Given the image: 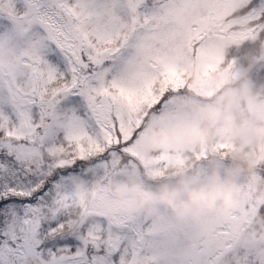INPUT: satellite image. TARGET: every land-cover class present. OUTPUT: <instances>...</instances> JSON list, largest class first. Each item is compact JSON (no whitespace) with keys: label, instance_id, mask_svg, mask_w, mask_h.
I'll use <instances>...</instances> for the list:
<instances>
[{"label":"snow or ice","instance_id":"obj_1","mask_svg":"<svg viewBox=\"0 0 264 264\" xmlns=\"http://www.w3.org/2000/svg\"><path fill=\"white\" fill-rule=\"evenodd\" d=\"M255 41L264 0H0V264H264V161L226 214L105 211L126 176L228 163V143L179 132L143 145L199 127L195 103L231 77L226 50Z\"/></svg>","mask_w":264,"mask_h":264},{"label":"clouds","instance_id":"obj_2","mask_svg":"<svg viewBox=\"0 0 264 264\" xmlns=\"http://www.w3.org/2000/svg\"><path fill=\"white\" fill-rule=\"evenodd\" d=\"M258 47L259 56L253 57L243 72L232 71L211 99L195 103L199 127L177 121L167 131L157 128L156 134H149L143 145L144 151H155L156 136L179 143V132L188 140L199 142L203 138L206 143H228L232 146L228 163L217 168L212 166L210 156L205 162L206 173L198 175L197 168L172 174L153 186H147L139 177L126 176L124 183L129 188L109 186L110 196L105 204L109 216L138 213L157 221L162 218L182 221L186 217L195 220L205 214H226L235 209L240 201V182L254 180V162L264 161V84L254 83L249 75L257 60H264V41ZM195 75V70L188 72V76ZM95 188L93 182L91 189ZM260 189L264 191V184ZM78 191L81 197H87L85 189ZM93 219L91 215L87 217L89 223ZM78 220L79 217L69 219L70 232L78 231Z\"/></svg>","mask_w":264,"mask_h":264},{"label":"trees","instance_id":"obj_3","mask_svg":"<svg viewBox=\"0 0 264 264\" xmlns=\"http://www.w3.org/2000/svg\"><path fill=\"white\" fill-rule=\"evenodd\" d=\"M259 41L244 42L239 47H230L226 52V60H234L238 67L242 70L248 67V63L253 57L259 56ZM258 72L255 71V67L252 66L249 69V75L252 81L256 84H264V60H257Z\"/></svg>","mask_w":264,"mask_h":264},{"label":"rangeland","instance_id":"obj_4","mask_svg":"<svg viewBox=\"0 0 264 264\" xmlns=\"http://www.w3.org/2000/svg\"><path fill=\"white\" fill-rule=\"evenodd\" d=\"M228 51V49L226 50V52ZM225 55H226V53H225ZM254 67H255V71H257L258 72V64H255L254 65ZM234 71H241V72H243V70L241 69V68H239L238 67V65H237V63L234 61L233 62V68H232Z\"/></svg>","mask_w":264,"mask_h":264}]
</instances>
